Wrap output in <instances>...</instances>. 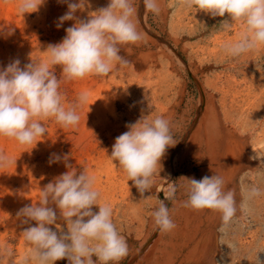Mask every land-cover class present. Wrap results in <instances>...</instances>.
<instances>
[{
	"label": "rangeland",
	"instance_id": "rangeland-1",
	"mask_svg": "<svg viewBox=\"0 0 264 264\" xmlns=\"http://www.w3.org/2000/svg\"><path fill=\"white\" fill-rule=\"evenodd\" d=\"M0 2L8 3L11 7L10 19L6 18L5 21L0 19V68L6 67L16 59L20 60L21 67L31 62V59L47 62L49 58L47 46L59 43L66 35L65 29L70 27L68 21H65L62 27H56L62 14L68 11L67 4L60 0H45L37 12L22 15L18 10L20 0H0ZM171 4L166 33L169 22L175 18L177 8L186 10L188 17H193V10L197 11L196 8L186 9L180 6L177 0ZM210 17L201 18L196 25L190 22L192 28L182 24L174 27L177 29L178 34L175 35L178 43L170 42V45L173 51L177 52L172 51L171 56L165 57L169 62L163 67H170L169 70L173 71L172 79L177 76V79H173L174 82L172 80L174 84L169 94L173 102L179 96L180 90H184L183 107L188 106V110H192L197 104L201 90L209 95L216 121L223 131L216 162L222 160V151L228 138L233 140L234 145L232 154L234 166L232 164L229 167L222 166L219 175L224 178L226 188L235 191L238 209L243 202L245 210H238L224 231L220 230L222 221L219 212H217L219 216L214 217L212 225L208 219H204L202 230L195 239L198 238L199 242H203L206 233L211 229L213 234L211 244L204 253L201 250V253L195 257L190 256L181 264H264V46L239 58L226 56L222 52V45L238 39L243 27L241 23L236 22L232 24L230 30H225L220 23L228 19L227 14L225 17ZM187 52H190V55ZM156 59L163 61L164 58L157 56ZM54 70L61 80L59 90L65 98L64 103L67 107L68 104L75 102L80 94L79 82L65 80L60 66H55ZM110 76L105 77V83L109 81ZM159 82L162 87L163 79L159 78ZM218 88L227 90L225 98ZM144 98L148 106L149 99ZM158 100L161 101L162 97ZM149 107L153 110L154 103ZM224 111L227 112V116ZM223 117H226L225 120ZM91 121L90 126L92 125L91 127L96 131L109 129L115 134L112 124L105 121L102 124V120ZM40 122L46 128V134L37 138L39 140L37 143L21 145L13 138L0 136V152L11 161L6 167H0V179L11 185L12 189L8 192L10 196L0 189V264H21L28 253L29 245L22 232L35 222H30V225L23 224L22 218L18 217L17 213L25 205L37 203L44 186L68 170L63 159L58 163H49L54 153L62 158L68 154V162L77 170L87 169L89 175L95 177L94 188L99 191L101 202L111 205L113 221L128 243V255L119 261V264H128L134 252L139 251L145 242L149 241L150 236L155 232L153 230L157 229L151 217V212L157 204L150 202L149 199L155 201L160 198L157 196L158 192L153 188L141 197L117 163L110 158L102 159L97 163V158H102V154L107 157L110 153L112 142L105 141L104 144H100L98 141L90 145L88 138L76 126L65 128L54 118ZM104 124L106 126H103ZM224 125L230 127L228 134L224 130ZM199 137H203L202 131L199 132ZM179 138L174 136L176 142L181 141ZM174 149L176 150L175 146L169 148L172 155ZM256 154L258 158L253 159ZM172 155L165 154L164 159L167 163ZM194 178L198 180L197 173ZM251 186L260 188L262 195L245 200L244 194ZM170 201L167 202L168 206ZM52 206L55 208V205ZM98 210L97 206H93L94 212ZM57 214L59 215L58 209ZM57 223L66 231L67 227L63 220H58ZM50 227L56 230L55 225ZM65 263L68 264L67 259L55 262V264Z\"/></svg>",
	"mask_w": 264,
	"mask_h": 264
},
{
	"label": "clouds",
	"instance_id": "clouds-1",
	"mask_svg": "<svg viewBox=\"0 0 264 264\" xmlns=\"http://www.w3.org/2000/svg\"><path fill=\"white\" fill-rule=\"evenodd\" d=\"M60 2L67 4L68 11L59 18L56 27H62L65 21L74 23L65 29L66 35L59 43L47 46V62L31 59L21 67L20 60L16 59L0 68V136L13 138L21 145L37 143V138L45 136L42 120L54 118L65 128L79 124L77 110L87 104L89 95L86 91L81 92L76 101L66 107L55 66H60L64 79L69 81L107 76L118 64L128 63L119 54L121 48L143 39L136 19L137 0H108L107 6L88 11L84 19L76 13L90 7L89 0ZM142 2L146 12L154 16L160 14V0ZM177 2L186 9L196 8L213 18L227 14L228 19L220 23L225 30H230L233 23H241L243 31L239 38L222 45L226 56L239 58L264 46V0ZM44 3L45 0H20L18 10L22 15L37 12ZM125 127L128 130L115 138L109 157L144 197L160 176L162 159L168 148L177 142L171 122L162 115L150 117L142 110L140 118ZM252 158H258L257 154ZM62 159L68 170L44 186L37 203L25 205L17 213L23 224L35 222L22 232L29 250L21 264H55L63 259H67L68 264H119L128 255L129 247L113 221L111 205L101 202V195L94 188L95 177L89 175L87 169L77 170L68 162V154L62 158L54 153L49 163H58ZM10 163L0 152V167ZM182 178L187 181V199L183 206L219 212L221 231L231 223L238 210H245L243 202L238 209L235 191L226 188V182L219 174L205 175L199 180ZM175 193V183H167L164 199L157 198L158 206L151 212L155 225L162 232L176 228L166 203L175 198ZM260 195L261 189L251 186L244 199ZM93 206L98 207V212L93 211ZM58 220L64 221L66 231ZM52 225L56 230L50 227Z\"/></svg>",
	"mask_w": 264,
	"mask_h": 264
},
{
	"label": "bare ground",
	"instance_id": "bare-ground-1",
	"mask_svg": "<svg viewBox=\"0 0 264 264\" xmlns=\"http://www.w3.org/2000/svg\"><path fill=\"white\" fill-rule=\"evenodd\" d=\"M173 1L160 0L161 12L158 16H154L152 13L145 11L142 0H137L136 7L138 12L136 19L138 27L143 33V39L135 45H126L121 48L119 54L128 63L126 65L118 64L110 74L112 77L110 76L107 83H105L106 76H87L83 79H77L80 93L86 91L89 98L87 104L77 110L80 115V121L76 127L88 138L90 145L98 141L100 144H104L105 141L112 142L113 144L117 135L119 136L128 130L125 127L126 124L134 123L140 118L142 110L143 114H150V117L162 115L168 119L171 122L173 136H179V141L181 140L180 142L177 141L175 145L176 150L174 149L173 155L168 148L166 154L172 155V158H169L168 163L164 158L162 159V171L160 172V176L156 177L155 184L152 187V189L155 188L156 192H158L157 196L160 197L159 199H164L163 191L167 183H175V198L170 201L168 208L170 209V214L176 224V228L170 232H162L158 228L153 230L155 232L152 233L149 241L145 242L139 251L134 252V256L131 257L128 264H181L183 261L188 260L190 256L194 255L195 257L201 253V250L204 253L205 249L212 242L213 234L211 229L206 233L203 242H199L198 238L195 239V237L202 230L204 219H208L212 225L214 217L217 218L219 214L217 211L211 209L196 210L190 207H184L183 201L187 199V181L182 177L194 178L197 173L199 180L205 175L211 176L215 172L219 174V169L222 166L224 168L234 164L232 163L234 145L232 143L233 140L229 138L222 151V160L216 162L223 131L216 121L211 99L208 97L209 95L207 96L200 89L197 104L192 110H188V106L186 108L183 107L182 95L184 94V90H180V94L178 93L179 96L174 102L172 96L169 95L172 89L171 86L174 84L172 80L177 76L172 79L173 71L171 72L169 70V66L167 68L163 66H167L169 62L165 57L173 51L170 42L178 43V38L175 35L178 33H176L177 29L174 27L182 24L183 26L187 25L189 28H192L193 25L190 22H194L196 25L201 18L208 19L210 17L209 14L198 10H193V17H188L186 10L182 11L177 8L175 18H172L169 22V29L166 33L165 28L169 17L170 4ZM89 4L90 7H87L83 12L78 11L76 15L84 19L87 17L88 11H95L100 7L107 6L108 0H89ZM10 13V4L0 2V19H4L3 21H5L6 18L10 17ZM68 22L70 26L74 23L73 21ZM189 53L188 55H190ZM157 56L164 58L163 61L162 59L161 61H157ZM159 78L164 81L162 82V84L164 83L162 87L160 86ZM167 84H169L168 87ZM214 85L216 84L214 83ZM213 89L217 92L215 88ZM218 89L222 92V97L225 98L227 90L222 88ZM144 97L149 99V105L152 106V103H154L153 110L149 105L146 106L147 100ZM161 97L162 100H158ZM221 106L223 107V104ZM203 112L206 114H202ZM224 113L227 116V112L224 111ZM225 118L223 117L224 120ZM91 120H96V122L102 120V124L104 121L112 124L115 134L109 129L105 131L99 129L96 131V129L91 127L92 125L90 126L89 122ZM188 122H190L189 125ZM103 126H106V124ZM229 128V126L224 127L227 134ZM200 131L203 132V137L201 138L199 137ZM183 133H185L184 137H182ZM110 154L111 151L107 155L108 158L105 154H102V158H97V163L102 159L108 160ZM10 186L0 179L1 191L8 193L11 189ZM149 200L150 202H155L158 206V200ZM204 212L207 215L204 216Z\"/></svg>",
	"mask_w": 264,
	"mask_h": 264
}]
</instances>
